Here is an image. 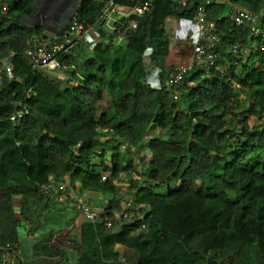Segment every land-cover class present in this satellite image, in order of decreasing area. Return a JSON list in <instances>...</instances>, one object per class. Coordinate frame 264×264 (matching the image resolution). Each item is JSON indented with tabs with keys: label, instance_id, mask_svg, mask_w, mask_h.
Instances as JSON below:
<instances>
[{
	"label": "trees",
	"instance_id": "trees-1",
	"mask_svg": "<svg viewBox=\"0 0 264 264\" xmlns=\"http://www.w3.org/2000/svg\"><path fill=\"white\" fill-rule=\"evenodd\" d=\"M108 1L81 0L75 18L96 26L101 42L62 54L67 68L51 75L25 54L32 35H51L22 20L35 17V0H0V248L22 244L24 231L35 236L36 256L68 264L67 251L53 244L58 231L38 232L55 206L45 187L69 181L80 196L108 195L102 218L84 221L79 236L69 238L77 264H212L209 257L216 264H264V37L237 25L229 6L210 4L223 70L195 68L175 100L164 93L173 66L167 23L193 20L195 9L178 15L174 4L184 10L190 3L152 0L149 12L122 18L109 31L96 24ZM233 2L257 14L264 29V0ZM152 127L168 138L149 139ZM137 149L151 155L142 171ZM134 172L142 180L131 179L128 210L117 182ZM123 211L134 216L120 223ZM118 245L133 254L125 257Z\"/></svg>",
	"mask_w": 264,
	"mask_h": 264
},
{
	"label": "built area",
	"instance_id": "built-area-1",
	"mask_svg": "<svg viewBox=\"0 0 264 264\" xmlns=\"http://www.w3.org/2000/svg\"><path fill=\"white\" fill-rule=\"evenodd\" d=\"M127 3H121L119 0H109L103 7L97 23L100 28H105L106 30L112 31L116 29V22L122 18H131L132 16H143L149 12L153 6L152 0H126ZM191 1V2H190ZM192 0H181L183 5H192ZM213 3L224 4L229 6V14L237 25L247 26L251 30V37H264V29L260 25V18L257 14L250 12L242 5L235 4L233 0H202L198 1L195 8L196 14L193 20H185L188 23L184 24L185 38L182 35V39L175 38L173 41L182 43L181 40L186 39L190 50L187 54L181 58L179 51L173 55L172 54V44L171 46V57L168 58V65H173L171 72L167 79L164 87V93L172 96L175 100L179 99V86L184 82L185 76L192 72L195 68L199 67L207 71L211 70L212 67L217 66V61L219 59V54L217 52L218 44L221 42L219 33L217 32L216 22L211 19L208 6ZM63 14L67 13L69 16L73 12L74 7L70 3H63L60 5ZM77 11V10H76ZM76 11L74 12L72 18L68 21V24L64 27L62 34L51 33L48 38H44L39 34H34L28 41V47L26 49L27 58L36 66L48 71L53 75H58L59 72L67 68L63 62L60 61V56L62 54H67L72 49H74L79 44H82L90 49H93L96 45L101 42V36L98 28L90 24H86L78 18H75ZM66 17V16H63ZM182 21V20H178ZM178 24V25H177ZM176 31H179L180 22L177 23ZM131 28H137L138 23L136 20L131 21ZM189 29V30H188ZM54 34V35H52ZM123 37L120 36L119 40ZM240 45L235 44L234 49L236 50ZM183 50H185L183 48ZM186 51V50H185ZM249 50L245 51V53ZM6 74L12 79L14 66L10 58L6 60ZM221 70L222 67L217 66ZM154 74L151 75V81L154 85H158V70L154 68L151 70ZM73 85L77 86L79 81L76 79ZM1 81V75H0ZM165 100H163L164 102ZM22 116V112L11 117L12 121H16ZM108 176L104 175L103 180H107ZM45 193L54 198L56 202L60 205H67L68 201L74 202L71 206L76 208L79 213L84 217L85 221L92 223H97L102 217L100 213L94 208L89 199L80 196L77 190L70 185L69 182L62 181L57 184H50L45 187ZM133 200L130 199L125 209H130ZM68 206V205H67ZM122 215L117 217V221L124 223L130 221L134 214L131 212L123 211ZM106 225L108 228L114 227V220L112 218L105 217ZM117 229V227H115ZM147 229L145 224L140 228L141 230ZM31 235V234H30ZM34 239V236L31 235ZM23 256L22 244L14 245L8 243L6 246L0 248V264H21V259Z\"/></svg>",
	"mask_w": 264,
	"mask_h": 264
},
{
	"label": "rangeland",
	"instance_id": "rangeland-1",
	"mask_svg": "<svg viewBox=\"0 0 264 264\" xmlns=\"http://www.w3.org/2000/svg\"><path fill=\"white\" fill-rule=\"evenodd\" d=\"M69 2L71 5L72 1H69ZM80 2H81V0H76L74 3L77 5ZM59 3L60 2L53 4L51 1L50 3L43 5V4H41V0H40L39 4H41V8L44 9V10L42 9L43 15L41 14L38 17L32 18L31 22H33L35 24H40V25H43L44 27L49 28L46 31L48 34H51V32L54 30V23L57 22L58 19H62L63 16H66V19L69 18V16H67L68 15L67 13L63 14L62 11H60V12L57 11V7L59 6ZM52 6H54V7L52 8ZM45 9L49 10V11L47 12V11H45ZM179 22L181 25L179 27V31H176V29H177L176 24ZM186 23H188V21H185V20L178 21L175 18H171L168 20L167 28H168L170 35H171L170 37L172 39V44H174L172 46V49H173L172 54L173 55H175L179 51V54H180L179 56L184 57L187 54V51L190 50V47L188 45V43H190V42L187 41L186 39L181 40L182 43H179V44H177L178 42L173 41L175 39L173 37H176L179 39H182V37L185 38V32L186 31H185L183 25ZM49 30H52V31H49ZM178 34L182 35V37L181 36L177 37ZM183 48L186 51L183 50ZM182 57L178 58L177 60L180 61L182 59ZM171 59H172V57H171ZM146 64L148 66V70L150 71V73L154 74V72H152L151 70H154L155 67L153 66V64H151L148 57H146ZM63 73L64 72L62 70L61 72H59L58 75H63ZM74 81L75 80H72L71 84H73ZM249 122L251 125H254L255 124V118L252 117ZM154 137H162L164 139H167L168 138V131L163 130L159 127H152L150 133L148 134V138L151 139ZM133 153L137 157V158H135V164L137 165V169L139 171H142L143 166L146 164V159L148 160V158L151 156L150 152L138 151V149H137V151L133 152ZM141 157L145 158L144 159L145 162L142 161V163H141L139 161L141 159ZM131 179L142 180L141 176L138 173L134 172L132 175L124 174L122 176V178L120 179V181L117 182L119 184V186H121L122 193L125 194L124 196L127 198V200L132 199L131 198V189H130L131 188ZM159 190L164 192L167 190V188L162 187ZM97 193L98 192L85 193L84 198H86V199L90 198L91 200L89 199V202H91L92 205L95 207V209L99 213H101L104 209V203L107 202L108 195L103 194V193H98L101 195V201H100L99 197H97L98 196ZM52 199H53V201L55 200L54 198H52ZM19 200H20L19 197L15 198V206H16L17 210L19 208ZM72 204H74V202L68 201L67 202L68 206L67 205H60L58 202L54 201L55 206H54L53 210L47 212L43 216L42 228L40 229L38 234L48 232L51 229H55L56 231H58V233L55 235L53 244L55 246L62 248V249L67 251V253L69 255V259H70L68 264H77L78 253L75 249L74 243L71 242L69 240V238L71 237V238L76 239L79 236V234H80V228L79 227L82 224L84 217L81 213H77L73 209V207L71 206ZM75 205L76 204H74L73 206H75ZM62 208H63V210H60ZM21 234H22V248H23V256L21 259V264H58L59 259H49V258H45V257L36 256L34 254V252L32 251V245H33L35 239L31 238V235H29L28 233L26 234L24 231H22ZM120 251L122 252L123 255H126V256H131L133 254L132 251H128L122 247H120Z\"/></svg>",
	"mask_w": 264,
	"mask_h": 264
},
{
	"label": "water",
	"instance_id": "water-1",
	"mask_svg": "<svg viewBox=\"0 0 264 264\" xmlns=\"http://www.w3.org/2000/svg\"><path fill=\"white\" fill-rule=\"evenodd\" d=\"M38 2L39 0H35L34 2V6L35 8L37 9V13L35 14V16H39L40 15V9L38 8ZM62 4V3H61ZM198 4V0H193L192 2V5L190 7H188L187 9H184V10H181L180 8H178L175 4H174V11L178 14V15H182L184 14L185 12H189V11H193L196 6ZM75 10H73V12H71V14L69 15V18L66 19V17H62V19H58L57 20V24L58 26H55V29L52 31V30H49V31H52V32H56L58 34H62L63 31H64V27L66 26V23L72 18L74 12L78 9V4L75 5L74 7ZM65 18V19H64ZM22 20L27 23V24H30V25H36L35 23L31 22V18H22ZM46 30H48L49 28L45 27ZM209 261L212 263V264H216L217 262L216 261H213L211 259V257H209Z\"/></svg>",
	"mask_w": 264,
	"mask_h": 264
},
{
	"label": "crops",
	"instance_id": "crops-1",
	"mask_svg": "<svg viewBox=\"0 0 264 264\" xmlns=\"http://www.w3.org/2000/svg\"><path fill=\"white\" fill-rule=\"evenodd\" d=\"M39 1H40V0H39ZM51 1H52V3H53V0H45V1H44V2H45L44 4L50 3ZM69 1H75V0H61L60 3H59V5H61V3L63 4L64 2H65L66 4H67V3H70ZM44 4H43V5H44ZM53 4H54V3H53ZM50 7H51V6H50ZM53 7H54V6H53ZM38 8L40 9V15H41V14L43 15V13H42V9H43V8H41V4H39V2H38ZM43 10H44V9H43ZM45 11L48 12L49 10H46V9H45ZM40 15H39V16H40ZM56 25H57V22L54 23V27H55ZM54 29H55V28H54ZM97 195H98L97 197H99V199H100V201H101V195L98 194V193H97ZM120 247L124 248V246L118 245L117 248H118L119 251H120ZM132 253H133V252H132ZM124 256H125V257H128V256H126V255H124Z\"/></svg>",
	"mask_w": 264,
	"mask_h": 264
},
{
	"label": "flooded vegetation",
	"instance_id": "flooded-vegetation-1",
	"mask_svg": "<svg viewBox=\"0 0 264 264\" xmlns=\"http://www.w3.org/2000/svg\"><path fill=\"white\" fill-rule=\"evenodd\" d=\"M44 1H45V0H41V4H44V3H45ZM60 1H61V0H53L54 3H57V2H60ZM71 6H72V7H75V3H74V1L71 2ZM67 24H68V23H66V25H67Z\"/></svg>",
	"mask_w": 264,
	"mask_h": 264
},
{
	"label": "clouds",
	"instance_id": "clouds-1",
	"mask_svg": "<svg viewBox=\"0 0 264 264\" xmlns=\"http://www.w3.org/2000/svg\"><path fill=\"white\" fill-rule=\"evenodd\" d=\"M75 1H76V0H75ZM75 1H74V2H75ZM53 3H54V2H53ZM75 5H76V4H75ZM78 5H79V4H78ZM55 7H56V6H55ZM52 8H53V6H52ZM54 9H55V8H54ZM57 11H58V12L61 11L60 5L57 7ZM35 17H36V16H35ZM37 17H38V16H37ZM67 23H68V22H67ZM56 26H58V24H57ZM54 28H55V27H54ZM51 33H53V32H51ZM55 33H56V32H55ZM94 208H95V207H94ZM102 212H103V211H102ZM102 212H101V213H102ZM101 213H100V216H101ZM84 221H85V220H83V222H84ZM83 222H82V223H83Z\"/></svg>",
	"mask_w": 264,
	"mask_h": 264
}]
</instances>
